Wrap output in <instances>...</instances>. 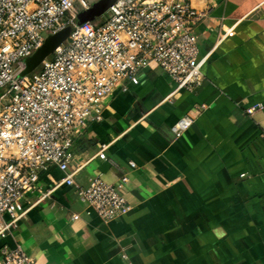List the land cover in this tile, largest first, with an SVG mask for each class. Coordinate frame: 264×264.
<instances>
[{
  "label": "crops",
  "instance_id": "1",
  "mask_svg": "<svg viewBox=\"0 0 264 264\" xmlns=\"http://www.w3.org/2000/svg\"><path fill=\"white\" fill-rule=\"evenodd\" d=\"M190 3L209 8L197 26L199 54H207L200 84L173 92L159 68L143 70L137 84L106 101L101 122L91 123L73 147L74 162L83 163L99 142H110L106 153L118 168L93 159L75 180L86 185L99 170L112 181L126 172L130 209L103 221L71 186H61L34 204L14 232L33 264H153L173 236L160 226L172 221L179 230L194 228L197 247L224 240L225 225L238 226L231 240L252 242L264 254V0ZM40 183L45 188L49 178ZM225 191L234 194L232 204L208 202L210 193ZM35 197L28 194L24 203ZM226 206L232 218L224 219L225 212L209 217V209ZM185 207L190 214L172 220V208ZM210 225L216 226L213 238L205 232ZM13 239L0 237V246Z\"/></svg>",
  "mask_w": 264,
  "mask_h": 264
},
{
  "label": "built area",
  "instance_id": "2",
  "mask_svg": "<svg viewBox=\"0 0 264 264\" xmlns=\"http://www.w3.org/2000/svg\"><path fill=\"white\" fill-rule=\"evenodd\" d=\"M95 1L0 0V237L14 238L0 246V264H33L14 232L34 204L61 186H71L103 221L130 209L126 172L112 181L99 170L86 185L75 180L93 159L118 168L106 153L109 141L99 142L83 163L74 162L73 152L89 125L101 122L115 92L137 84L139 72L151 68L170 77L173 92L201 82L207 54H199L197 26L209 8L197 9L190 0H111L103 14L78 23V13ZM65 26V41L21 75L24 59L44 36ZM52 169L61 175L54 178ZM43 175L50 181L45 188ZM28 194L36 197L26 204Z\"/></svg>",
  "mask_w": 264,
  "mask_h": 264
},
{
  "label": "rangeland",
  "instance_id": "3",
  "mask_svg": "<svg viewBox=\"0 0 264 264\" xmlns=\"http://www.w3.org/2000/svg\"><path fill=\"white\" fill-rule=\"evenodd\" d=\"M1 91L2 90H0V93ZM177 197L180 196L178 195ZM233 197L234 194L232 192L225 191L224 193L219 194L210 193L208 202H222L221 198H224V203L232 204L231 202L233 201ZM181 200L186 199L184 197ZM208 211L209 217L216 213L220 214L221 212H225V218L222 217L223 215H221V218L227 220V217H233V211H231L229 206H226L225 210H222V208H214L209 209ZM190 212V208L186 207L176 210L172 208V220L187 216L190 214ZM160 228L163 235L171 233L173 234V236L171 241L167 239L163 241L164 244L161 246V257L159 258V260L152 261L153 264H264V256H262L264 254L258 253H263V251H260L261 249L256 246L253 249L252 247L255 245L254 243H240L231 240V237L234 236L233 234L235 233V229L238 228V226H234L232 224L225 225V229L223 231L225 234L224 240L219 242L217 240H209V242L206 243V245H204L203 247H201V245H199L198 247L194 245V241L192 239L195 237V235L191 236V233L194 232V228L191 232L183 231L184 228L179 230V227L176 226L173 221L171 226L163 224L160 226ZM205 232L208 233V236L210 238L215 237V235H217L216 226L210 225L208 231ZM197 243L200 244V242ZM236 246H239V251L235 250ZM249 248L253 250L254 255L250 254ZM185 252L186 254H184ZM176 254H181V256L179 255V257H177L175 256Z\"/></svg>",
  "mask_w": 264,
  "mask_h": 264
},
{
  "label": "water",
  "instance_id": "4",
  "mask_svg": "<svg viewBox=\"0 0 264 264\" xmlns=\"http://www.w3.org/2000/svg\"><path fill=\"white\" fill-rule=\"evenodd\" d=\"M110 2L111 0H97L93 2L88 9L78 13L76 17L77 22L81 23L85 20H93L94 17L103 14ZM69 31L70 27L65 26L56 32L47 34L44 37L42 44L24 59V67L21 70L20 74L24 75L33 71L34 68L39 65L42 59L51 54L55 46H57L67 38ZM104 164L106 165L107 163L103 162L102 165ZM100 170L103 172L102 168H100Z\"/></svg>",
  "mask_w": 264,
  "mask_h": 264
}]
</instances>
